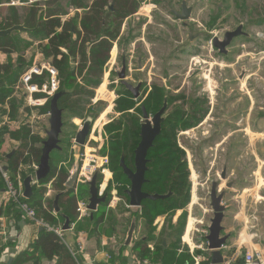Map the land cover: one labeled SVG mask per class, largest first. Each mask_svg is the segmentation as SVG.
Returning a JSON list of instances; mask_svg holds the SVG:
<instances>
[{
    "label": "rangeland",
    "instance_id": "obj_1",
    "mask_svg": "<svg viewBox=\"0 0 264 264\" xmlns=\"http://www.w3.org/2000/svg\"><path fill=\"white\" fill-rule=\"evenodd\" d=\"M181 1L116 0L115 4L117 5L115 6L109 0L104 9L106 14L112 13L108 10L111 7L113 10L114 7L117 9L119 5L117 2L127 10L131 9L133 2H138L137 15L128 17L120 27L119 38L112 45L109 58L103 67L101 83L94 90L90 103L82 105V118L71 115L83 121L88 118L87 115L89 117L92 115L90 137H94L92 130L95 129V126L119 120L120 115L114 111V104L123 88L117 82L116 71L120 69L121 57L125 55L126 81L131 83L133 70L138 68V59L141 58L142 68L145 69L147 66L145 70L148 76H144L147 83L151 78V82L163 85L162 80L157 76L163 77L165 84L169 83L166 86L170 87L168 91L170 94L178 95L183 92L187 99L184 103L187 105L191 99L196 97L200 100L198 105L208 107L207 114L197 127L177 133V144L184 151L188 164L190 187L192 188V185L196 184L202 186L198 187V203L200 195L208 194L211 181L218 182V190L221 188L224 190L226 181L233 178L242 179L245 182L239 187H234L229 193L231 197L239 194L250 195L256 200L258 196L264 195V0H186L187 4L194 9L191 16L192 21L189 22V24L195 25L192 33H202L204 36L193 37L190 41L187 39L188 29H184L182 23L170 12V10L179 12ZM92 2L94 0H84L88 6ZM7 8H0L2 16L6 15ZM18 11L22 14L23 10L19 9ZM83 14L82 10L76 12L70 9L67 17H63V22L72 20L78 24L79 17ZM139 19L143 23L134 25ZM213 20L216 21L210 28ZM141 25H143L142 29ZM239 25H242L245 35L237 37L231 42L226 48V55L220 54L211 47L210 40L213 36L221 39L226 30H234ZM109 28L112 30L113 25H109ZM18 36L20 37V35ZM19 37L17 38L18 43L20 42ZM35 44V48L39 50V42ZM185 46L186 48L179 50ZM31 60L33 64L30 69L48 65V62L42 60L40 55L36 57L33 55ZM166 76L169 80H166ZM195 88L197 89L196 95L193 93ZM14 99L16 104H25L29 107V102L36 98L33 95L30 96L26 85L22 82V85L16 89ZM42 100L43 105L49 101V99L44 100L43 98ZM75 100L72 99L69 103L73 104ZM38 112V110H33L35 116L39 115ZM129 112L132 113V111ZM27 115L26 112L20 111L18 121L15 122L8 121L3 117L0 130L3 131V128H6L8 132H12L14 129H20L21 126H24ZM40 116H44L45 119L36 117L32 120V122L37 121L33 122L31 131L39 134L38 136L45 140L46 135L43 132L48 124L43 120H48L49 114L45 113ZM76 123L79 124V122ZM62 127L63 132L66 133V136L62 135L63 137L59 138L62 153L53 155L52 164L57 169L64 165V169L69 167L68 170L71 171L75 160L72 154V136L69 134H72L74 130L68 122ZM103 137L104 145L100 151L101 155L104 148L107 151L108 136L105 130ZM93 146L95 147L94 144L89 145V147ZM10 147L11 149L12 147L17 148V145L14 143ZM85 150L88 153V147ZM65 156H67L66 162H60ZM0 162L2 165L4 164L3 160ZM203 165L205 166L203 167ZM224 165L227 168L226 180L222 181L219 176ZM34 166L37 167V165ZM195 166L200 170L207 166L206 178L197 176ZM191 168H194V172H191ZM31 169L29 172L26 167H23L21 172L23 175L25 174L24 176L35 178V169ZM17 177L20 179L19 175ZM79 183L83 184L81 193L86 192V183H81V181ZM242 189L247 191L242 193ZM46 190L48 191V185ZM47 191L43 201L46 207L52 205L54 200V197H47ZM117 201L119 204L116 206L117 209L128 211L129 214L137 212L120 203L119 199ZM207 204H205L206 207ZM248 204L246 203V205ZM256 207L258 212L262 210L260 203H257ZM178 212H175L174 216ZM261 215L252 214L249 223L246 224L247 227L250 224L254 229H257L259 227L257 219ZM258 239L259 237L256 235L255 240Z\"/></svg>",
    "mask_w": 264,
    "mask_h": 264
},
{
    "label": "trees",
    "instance_id": "obj_2",
    "mask_svg": "<svg viewBox=\"0 0 264 264\" xmlns=\"http://www.w3.org/2000/svg\"><path fill=\"white\" fill-rule=\"evenodd\" d=\"M8 2L9 0H0V8ZM108 2L109 0H94L90 5L91 11L88 13L87 8L89 6L84 3V0H40L28 7H23L22 14L14 7H8L4 16L0 14V30L23 25L29 30L27 34L30 39V41L22 40L18 36L19 33L0 38L1 53L7 56L12 53L17 54V59L14 62L15 66L11 63L0 65V84L5 83L7 86V88L5 86L0 87V105L8 104L10 109L9 121H18L16 118L20 111L26 112L28 117L32 112L31 110H38L39 115L49 113V101L43 106L30 108L25 104H16L14 99L20 77L27 73L33 64L31 59H24L25 53L36 41L40 42L38 47L45 61L57 71V92H65L58 100V107L62 110V123L65 126L68 122L74 130L69 135L72 138L74 137L76 128L73 126L71 119H74V117L82 118V105L84 103L89 104L93 98L94 90L101 83L103 67L109 58V51L118 38L121 22L128 15L127 11L124 10V12L118 11L117 14H106L104 8ZM137 4L138 2H136V7H138ZM70 9L76 12L82 10L84 13L79 17L78 24L72 20L63 22V17H67ZM109 25H113L112 30H110ZM18 37L20 39L19 43L17 42ZM87 47L89 48L87 49ZM19 65L21 68H19ZM48 81L49 74L43 71L40 76L33 75L29 84L41 87ZM166 95L169 105L179 100H185L183 94L172 95L162 87H154L144 102L145 110L150 113L156 112L161 107L163 98ZM118 96L119 98L114 104V111L120 115V118L115 122L112 121L106 124L104 127L108 141L107 151L104 148L102 154L107 155L108 167L112 173V180L107 184L104 192L106 200L93 213L92 219L90 217L84 219V225L82 224V226L85 227L78 225L77 230L81 228L90 231L95 230L104 214H113V210L108 208L112 199V192L115 191L118 198L127 201L124 191L127 189L128 183L122 174L119 159L123 154L125 163L133 160V151L140 140L139 118L141 110L135 108V102L126 91ZM33 97L41 100L44 95L34 94ZM72 99L76 100L73 104H70L69 101ZM203 100L206 102L205 99ZM199 101L195 97L189 101L187 117H184V113L176 107L163 122L160 135L156 137L152 147L147 152L146 159L148 163L143 192L150 195H165L171 192V195L164 200H144L141 205L139 219L142 221L149 237H152L149 229L154 220L160 216L165 217L162 232L167 237L176 236V240L170 246L164 248L161 239L156 243L152 252L148 250L147 243H137L135 250L139 253L138 261L148 259L153 264H170L169 261L174 259V264L192 263L186 252L176 257V251L179 250L180 236L186 225L187 213L184 209L189 204L191 191L188 164L184 151L177 144V133L198 126L207 114L208 107L198 105ZM129 111H132V113ZM5 113L6 111L1 108L0 119ZM67 115L70 117H66ZM28 117L25 118L24 126H21L20 129H14L15 131L12 132H8L6 128H3V131L0 130V139L7 133L10 139L19 143L18 149L8 159L5 169L14 180L19 175L21 182L27 177L22 174L21 168L26 167L31 172L32 165H38L44 141L38 136L39 134L37 135V133L31 131ZM66 120L68 121L66 122ZM62 135L66 136L63 127L59 138L63 137ZM57 153H62L61 148L50 154V174L37 184L39 187L37 185L31 187L32 194L30 198H23V201L35 210L36 218L43 220L53 228L62 225L64 219L58 214L53 215L52 205L45 206L43 201L47 185H49L48 190L54 194V198L57 195L60 196L58 206L62 209L63 214H66L72 222L78 218L77 192L75 193V188L66 191L69 167L64 169L65 166L63 165L57 169L52 164L53 155ZM66 157H62L60 162L65 163ZM6 158V155L0 154V160H6ZM3 188L4 184L0 176V198ZM83 195L87 200L88 192L81 193L79 197L82 198ZM64 197H66V200L62 204L61 201ZM48 203L51 204V202ZM7 204L18 216L22 215L16 205ZM179 210H182V213L176 223L173 224L174 213ZM42 260L53 264H76L75 259L61 240L53 232L45 229L39 234L30 250L17 257L12 264H41ZM237 264H242V261L238 260Z\"/></svg>",
    "mask_w": 264,
    "mask_h": 264
},
{
    "label": "crops",
    "instance_id": "obj_3",
    "mask_svg": "<svg viewBox=\"0 0 264 264\" xmlns=\"http://www.w3.org/2000/svg\"><path fill=\"white\" fill-rule=\"evenodd\" d=\"M29 5L31 4L22 5V6H7L6 4H4L2 5V7H14L15 9L19 10L22 9L23 7H28ZM27 32L19 33L20 38L22 40L30 41ZM35 43L36 41H34L32 47L26 51L24 56L25 60H30L33 57V55H35V57L40 55L42 60H45L43 55L41 54V50L40 49L37 50L35 48L36 45ZM16 59H17L16 53H12L11 55L7 56L6 54L0 52V65H6L9 63L14 65ZM19 68H21L20 65ZM22 77L23 76L20 77L16 89H18V87L22 85ZM3 86L7 88L5 83L0 84V87ZM29 107L31 108V106ZM1 108H3V110L6 111V113L2 115V119L3 117H5L9 121L10 109L8 104L0 105V109ZM31 111L32 113L29 118V122H30L29 124L31 125L30 128H32L33 122L35 123V121H37L35 120L32 122V120H34L36 117H38V119L44 118V116L42 117L40 115L35 116L33 110ZM19 113L20 112H18V117L16 119L19 118ZM2 119H0V123L3 122ZM76 120L78 119L74 118L72 122H76ZM43 122L44 123L47 122L48 124V120H43ZM48 126L45 127L44 129L43 133L45 135L47 130L49 129ZM1 139L2 140L0 144V154L6 155L7 157L6 160H3L4 161L3 166L5 168V166H7L8 164L7 163L8 159H10V157L18 149L19 143L15 140L10 139L7 133H5ZM14 143L17 145V148L12 147L11 149L10 146H12ZM8 145L10 148L8 147ZM7 148H9V150H7ZM204 166L205 165H203V167ZM200 168L203 169L202 167ZM193 169L194 168L190 169L191 172H194ZM195 171L197 176H202L206 178L207 176L206 173L208 171V168L206 166L203 170H200L199 168H197V166H195ZM70 172L71 171H69V173ZM206 180L208 181V177ZM229 182H233V185L229 188V190L226 191V195L222 199V204L225 206V212L221 223V226L223 227V232L221 233V235L229 236V239L226 243L228 247L233 248L234 246L243 243L244 247L242 250L249 249V250H258L264 252V225H263L264 195L258 196L256 200H254L255 197L253 196L251 197L250 195L244 196L239 194L234 197H231V194L229 193L234 189V187H239L240 185H243L245 181H243L242 179L233 178L231 180L229 179L228 181H226V184H228ZM198 187H202V186H199L198 184H196L195 186L192 185L190 191L189 204L184 209L187 213L186 225L184 227L182 235L180 236V242H179L180 244L178 247L179 250L177 249L178 251H176V257L186 252L188 253V256L192 260L188 246L184 244V241H186L184 240V237L188 236L187 240L189 241L191 236L190 234H192L194 228L196 229L207 228L208 225L207 220L209 221L210 212L209 210H207V207L205 205L207 204L208 201L206 199L207 195L204 196L199 194L201 196V197L199 196L200 197L199 203H202L199 204L198 193H197ZM72 188H75V193L77 192L76 193L78 197L77 205L78 203H85L87 207L89 192H88L87 200L85 199L84 195L82 196V198L79 197V195L83 191V188H82V184H80L78 180L76 181V183L73 185ZM69 189L66 187V191ZM220 190H223V188H221ZM3 191L4 188L1 190L2 196L0 198V264H12L17 257L22 255L25 251L30 250L31 246L34 245L39 234L44 229L41 226L36 225L35 223L28 220L23 215L18 216V214L14 213V211L10 208V206H8V204L5 202ZM245 191L247 190L242 189V193H244ZM116 196H117L116 192L115 191L112 192V199L108 206L109 209L113 210V214H104L103 219L100 222H98V224L95 227V230L90 231L85 228H81L80 230L76 229L78 225L82 226L85 218L90 217L92 219V215L94 212L93 213L88 212L87 215L81 217L79 216L80 214H78V218L77 220H74V222L69 220V222L71 221V223L69 224V229L64 232V237L67 244L77 251L76 259L79 261L80 264H137V262H140L137 260L139 257V253L135 250V246L137 245V243H147L148 250L152 252L153 249L155 248L156 243L159 240L162 239L161 243L164 246V248H167L168 246H170L171 243H173L176 240V236L172 235L170 237H167L166 234L162 232L165 224V217L163 216L157 217L154 220L153 224L149 229L151 231L152 237H149V234L142 225V221L139 219L140 214L138 213L140 212V208H133L137 211L136 213L133 212V214H129L128 211H122L121 209H117L116 206L119 205L117 200L119 198ZM65 200L66 197L62 198L61 203L64 204ZM246 203L249 204L246 205ZM257 203H260V209H262L260 212L257 211V207H256ZM99 206L97 207V210ZM181 213L182 210H179V212L175 216H173L172 218L173 224L176 223ZM57 214L59 216H62L64 221L65 218L69 219V217L66 214H63V211L60 208L58 213H54L53 211V215H57ZM252 214L254 215L262 214L257 219V224H258L257 226H259L257 229H254L253 226H250V224L249 227H247L246 225L249 223V218ZM133 218L136 221L135 230L133 232V236L131 238L130 243L126 245L128 229L130 227ZM199 221H201V224H198ZM256 235H258L259 237L258 240H255ZM200 236H201L200 232H198V234L194 233L193 239H191L190 242L188 241L187 242L191 247L193 245L200 244ZM78 240L82 244L81 250L78 249ZM199 252L200 251L196 252V254H198ZM144 260H148V259H144ZM210 262H211V253H210ZM169 263L174 264V259L170 260ZM41 264H53V263H49V261L42 260ZM185 264H189V263H185Z\"/></svg>",
    "mask_w": 264,
    "mask_h": 264
},
{
    "label": "water",
    "instance_id": "obj_4",
    "mask_svg": "<svg viewBox=\"0 0 264 264\" xmlns=\"http://www.w3.org/2000/svg\"><path fill=\"white\" fill-rule=\"evenodd\" d=\"M188 17L178 16V19L184 21ZM29 31L23 25L13 26L6 30H0V38H5L10 36L12 33H21ZM245 33L242 31V25H239L234 31L227 32L223 38V40H218L214 38L212 40L213 46L218 49L219 53L226 54V48L230 45L231 41L237 37L244 36ZM125 72V63L123 62L121 75L119 78L122 80L124 78ZM122 84L130 91L131 85L125 83L122 80ZM134 90H137L134 89ZM65 94L64 91L56 92L49 101V129L46 132V139L42 143L41 148V155L39 158V162L37 168L34 172L35 180L33 181L32 176H27L23 183V197L25 199L30 198L32 194L31 186L35 185L34 183H39L40 181L46 179V177L50 174V154L53 151L60 150L59 147V136L61 134V129L63 126L62 123V110L58 107V100ZM167 107L166 99L164 98L162 107L160 110L154 115L151 121L148 120L147 114L143 113V118L140 121L141 129H140V142L137 145L134 151V171H131L125 165L124 155L121 154L119 160V166L123 171V174L127 177L130 182L129 189L125 192L128 200H129V207L132 208H140L141 203L144 200L149 201H156V200H164L171 195V192H168L165 195H157V194H147L142 191V185L145 182V172L147 170V163L148 160L146 159L148 150L152 147L153 141L158 137L161 133V123L164 120L162 117L165 109ZM100 112V110H98ZM92 119L90 117L86 118L83 122V125L79 130L76 131L74 136V155L77 156L79 154L80 147L85 145L87 136L89 135L91 129ZM4 170H6L4 168ZM78 165L77 161L75 160L74 166L72 169V174H69V178L66 182V187L72 188L73 185L78 180ZM220 180H226V166H223V170L219 176ZM97 173L93 174L91 181L88 182L89 186V199L87 202L86 209L93 213L97 210V207L101 204L105 203L106 197L99 196L98 194V186H97ZM233 185V182H229L225 185L226 189H229ZM219 186L216 181H212L210 184V189L207 194V210H209L211 214V218L208 221L207 225V236L204 237V240L208 244V249L211 252V263L212 264H221L222 254L221 249L222 246L226 245L229 236L224 235L222 236L221 233L223 232V227L221 226L225 206L222 204V199L224 196L225 191L218 190ZM59 195L55 196L52 202V208L54 213L59 212L58 207V200ZM201 213V212H200ZM201 216V214H200ZM69 219L65 218L64 224L62 226V231H67L69 229ZM136 221L133 218L128 229L127 238H126V245L130 243L131 238L133 236V232L135 230Z\"/></svg>",
    "mask_w": 264,
    "mask_h": 264
},
{
    "label": "built area",
    "instance_id": "obj_5",
    "mask_svg": "<svg viewBox=\"0 0 264 264\" xmlns=\"http://www.w3.org/2000/svg\"><path fill=\"white\" fill-rule=\"evenodd\" d=\"M40 0H9V2L6 4L7 6H22V5H28L33 4L35 2H38ZM43 71H46L49 74V81L46 84H43L41 87L35 85V84H29V81L31 80V77L33 75L40 76L42 75ZM22 82L26 85L27 91L30 94V96L34 94H42L44 95V100L50 99L58 90V81H57V71L47 65V67L42 66L40 68L33 67L30 69L27 73H25L22 77ZM43 100L38 99H32L29 102V106L31 107H40L42 106ZM82 119H78L76 122H79L77 124L76 122H72L73 126L76 128V131L81 128L80 122L82 124ZM106 124H103L102 126H95V129L92 130V133L94 134V137H88L85 146L83 147L82 154L79 155V161H80V168L78 171V181L85 180L89 181L90 177L94 172H99L100 176L102 177L101 183L98 186V194L99 196H102L103 193L106 190L107 184L111 181L110 176L111 172L109 170V160L107 155L100 154L101 149L104 145V130L103 126ZM91 133V132H90ZM72 149L75 146L74 138H72ZM90 144H94L95 147H89ZM86 147H88V153H86ZM33 170L37 167L32 165ZM34 170V172H35ZM0 176L4 184V200L6 203H12L16 205L22 215L26 217L31 222L35 223L36 225L41 226L43 229L53 232L60 240L61 242L66 246L72 257L75 259L76 264H80L77 259V251L74 250L72 247H70L64 237V231H62V225H60L57 228L50 227L47 223H45L41 219L36 218V213L33 208H31L26 202L23 201V187L21 180L17 177L15 180L11 178L7 170H4V166L0 162ZM33 178V177H32ZM35 179L33 178V181ZM37 185L38 183H34ZM49 189V185H48ZM47 197L52 198L54 195L51 194V192L47 191ZM77 212L80 214L79 216H85L88 214V210L86 209L85 203H78L77 205ZM198 224H201V221L198 222ZM200 232V244L193 245L192 247L189 245L188 242L193 239L194 233L198 234ZM190 240L184 241V244L188 246L189 253L192 257V263L191 264H211L210 262V250L208 249V244L204 240V237L207 236V228H200V229H193L192 234H190ZM243 243L237 246L228 247L227 245L222 246L221 254H222V263L221 264H237L238 260L242 261V264H264V252L258 251V250H242L243 249ZM78 249H82V244L78 240ZM200 251L198 254L196 252ZM137 264H152L148 260H143L140 262H137Z\"/></svg>",
    "mask_w": 264,
    "mask_h": 264
},
{
    "label": "flooded vegetation",
    "instance_id": "obj_6",
    "mask_svg": "<svg viewBox=\"0 0 264 264\" xmlns=\"http://www.w3.org/2000/svg\"><path fill=\"white\" fill-rule=\"evenodd\" d=\"M111 2H112V5L114 4L115 6L117 5V4H115L116 3V0H111ZM93 3V2H92ZM119 5H118V7H117V9L114 7V10L112 9V7L111 8H109L108 10L110 11V12H112L113 14H117L118 13V11H120V12H124V11H127V13H128V15L123 19V21L121 22V26H122V24H123V22L125 21V20H127L128 19V17H132V16H136L137 14V8L138 7H136V2H133V6H131V9L130 10H127V9H125L119 2H117ZM119 6H121L122 8H120ZM105 9V8H104ZM124 10V11H123ZM87 11H88V13L91 11L90 10V5H89V7L87 8ZM170 12H171V14L174 16V18H176L177 20H179L181 23H182V26H183V28L184 29H188V32H187V39H188V41H190V40H192V38L194 37V38H201V37H204V36H202L203 34L202 33H197V34H193L192 33V30L195 28V25L194 24H189V22H191L192 20H191V16H192V14H193V12H194V9H193V7L192 6H190V5H188L187 4V2H186V0H182L181 1V3H180V6H179V12H175L174 10H170ZM111 13V14H112ZM178 16H183V17H188L186 20H184V21H182V20H180V19H178ZM141 19H139L137 22H135L134 23V25H136L137 23H143V21H140ZM215 21L216 20H213L212 22H211V27L210 28H212L213 26H214V23H215ZM144 22H145V20H144ZM146 25V24H145ZM142 26L143 25H141V29H142ZM237 28V27H236ZM235 28V29H236ZM234 29V30H235ZM120 30V29H119ZM234 30H226L225 32H224V34L222 35V38L221 39H218L216 36H213L212 37V39L210 40V42H211V47L213 48V49H215V50H217L218 51V49L217 48H215L214 46H213V43H212V40L214 39V38H217L218 40H223V38H224V36H225V34L227 33V32H232V31H234ZM194 35V36H193ZM118 38H119V35H118ZM117 38V39H118ZM234 40V39H233ZM232 40V41H233ZM231 41V42H232ZM231 44V43H230ZM183 48H186V46L185 47H181L179 50H183ZM219 52V51H218ZM220 54H223V53H220ZM224 55H226V54H224ZM142 60H141V58H139L138 59V68H136L135 70H133V73H132V79H130V81H131V83H128L127 81H126V76H127V65H126V57H125V55L124 56H122L121 57V65H120V69L118 70V71H116V76H117V82H118V84L123 88V90H122V92L121 93H123L124 91H126L130 96H131V98H132V100H133V102H135V108H139L140 110H141V115H140V118H139V126H140V129H141V124H140V121H141V119L143 118V113L145 112L146 114H147V118H148V120L149 121H151L152 119H153V117H154V115L160 110V108L162 107V105H161V107L156 111V112H154V113H150V112H148V111H146L145 110V107H144V102H145V100L147 99V97H148V95H149V93L151 92V90L154 88V87H158V88H164V90H166L167 92L170 90V87H167L166 85L167 84H169V83H167V84H165V82H164V78L163 77H160V76H157V78L158 79H161L162 80V82H163V85H161V84H158V83H154L153 81L151 82V78H149V82L147 83L146 81H147V79L146 78H144V76H148V73H147V71L145 70V69H147L146 67H145V69L144 68H142V64L140 63ZM123 62L125 63V72H124V78L122 79L123 81H125V83H127V84H129V85H131V89H133L132 91H130V90H128L123 84H122V80L119 78V76L121 75V70H122V65H123ZM144 78V79H143ZM168 79V77L166 76V80ZM169 80V79H168ZM137 88V90H134V89H136ZM196 92H197V89L195 88L194 90H193V93H194V95H196ZM183 94V92H181V93H179L178 95H182ZM184 96H185V94H183ZM164 98L166 99V103H167V107H166V109H165V112H164V114H163V118H164V120L162 121V123H161V126H162V124H163V122L171 115V113L176 109V107H178V109H180V111L182 112V113H184L183 114V116L184 117H187L188 116V112H189V106L186 104V103H184V101H186L187 99H183V100H179V101H177L176 103L175 102H173L172 104H170L169 105V102L167 101V95L166 96H164ZM164 98H163V100H164ZM196 98V97H195ZM51 99V98H50ZM50 99H49V101H50ZM162 104H163V102H162ZM181 107V108H180ZM88 117H89V115H87ZM86 116V117H87ZM90 118L92 119L93 117H92V115H90ZM85 119V118H84ZM85 121V120H84ZM84 121H82V124H81V126L83 125V122ZM92 122H93V120H92ZM91 126H92V124H91ZM197 127V126H196ZM90 132H91V129H90ZM90 132H89V135H90ZM76 133V132H75ZM139 134H140V132H139ZM89 135L87 136V139H88V137H89ZM75 136V135H74ZM74 138V137H73ZM140 138V137H139ZM87 139H86V141H87ZM72 141V140H71ZM139 142H140V140H139ZM139 142H138V144H139ZM85 144H86V142H85ZM137 144V145H138ZM85 146V145H84ZM84 146H82V147H80V149H79V154L77 155V156H75L74 155V147H73V149H72V154H73V158H74V160H76L77 161V165H78V171H79V168H80V161H79V155L80 154H82V152H83V147ZM137 147V146H136ZM136 149V148H135ZM135 149H134V151H135ZM134 151H133V153H134ZM120 160V159H119ZM125 162V161H124ZM132 162V163H131ZM131 162H129V163H125V165L127 166V168L129 169V170H131V171H134V154H133V160L131 161ZM147 166V165H146ZM72 169H73V167H72ZM72 169H71V172L69 173V174H72ZM222 170H223V166H222ZM222 170H221V172H222ZM147 171V170H146ZM95 173H97V179H96V182H97V186H99L100 185V183H101V180H102V177L100 176V174H99V172H94L93 174H95ZM146 173V172H145ZM93 174H92V176H93ZM112 174V173H111ZM122 174H123V171H122ZM221 174V173H220ZM124 175V174H123ZM92 176L90 177V180L89 181H81V183H86V186H87V188H88V192H89V186H88V182H90L91 181V178H92ZM125 176V175H124ZM68 178H69V175H68ZM125 178H126V180H127V183H128V185H127V189L124 191V194H125V192L129 189V187H130V182H129V180L127 179V177L125 176ZM144 178H145V176H144ZM78 179V178H77ZM110 180H112V175L110 176ZM146 183V181L143 183V185ZM218 183V182H217ZM210 184H211V182H210ZM83 185V184H82ZM143 185H142V191H143ZM218 186H219V184H218ZM227 190H229V189H226V188H224V190H222V191H225V193H224V196L223 197H225V195H226V191ZM144 193H146V192H144ZM126 195V194H125ZM102 196H105L104 195V193H103V195ZM101 196V197H102ZM106 197V196H105ZM127 197V196H126ZM54 199V198H53ZM119 200H120V202H122L125 206H127L128 208H132V207H129V200H128V198H127V201H123L122 199H120L119 198ZM142 203H143V201H142ZM142 203H141V205H142ZM89 212V211H88ZM138 214H141V207H140V212L138 213ZM211 218V214L209 215V219ZM207 222H208V220H207ZM206 222V223H207Z\"/></svg>",
    "mask_w": 264,
    "mask_h": 264
},
{
    "label": "bare ground",
    "instance_id": "obj_7",
    "mask_svg": "<svg viewBox=\"0 0 264 264\" xmlns=\"http://www.w3.org/2000/svg\"><path fill=\"white\" fill-rule=\"evenodd\" d=\"M187 239H188V236H185V237H184V240L188 241Z\"/></svg>",
    "mask_w": 264,
    "mask_h": 264
}]
</instances>
